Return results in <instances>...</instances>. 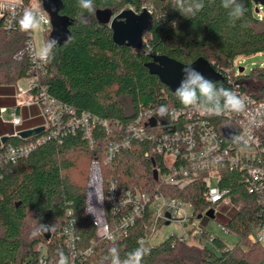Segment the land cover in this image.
<instances>
[{
    "label": "trees",
    "instance_id": "obj_1",
    "mask_svg": "<svg viewBox=\"0 0 264 264\" xmlns=\"http://www.w3.org/2000/svg\"><path fill=\"white\" fill-rule=\"evenodd\" d=\"M23 1L25 5L11 28L0 17V85L15 84L34 74L29 55L17 57L28 39L17 21L34 0ZM35 1L43 8L41 0ZM62 2L60 14L72 21L71 38L54 49V59L43 64L39 85L31 92L38 94L43 87L51 97L75 110L76 116L89 112L107 119L112 132L97 124L88 136L82 126L62 124L57 134L50 127L27 139L7 136L0 145V155L10 146H36L29 155L14 162L0 161V264H38L42 246L46 248L48 264H57L61 252L67 257L75 254L77 264H108L104 257L110 248L116 247L123 259L140 246L138 241L147 235L146 227L152 222L150 210L136 219L127 235L112 241L97 238L96 227L84 209L90 164L95 157L102 164L105 190L110 180L120 192L127 188L153 192L159 185L154 169L162 168L163 160L152 151L150 141L135 140L110 161L106 156L108 145L124 134L122 125L132 121L141 110L181 105L175 91L147 67L154 55L164 54L185 64L204 57L223 75L215 81L218 86L223 84L235 92H248L264 100V67L236 75L233 65L238 56L264 52V16L259 15L263 8L254 0H241L245 15L235 23L229 21L220 0H203V10L189 18L174 8L173 0H94L96 10L111 8L115 14L126 8L140 12L151 6L148 8L153 12V25L141 48L117 44L110 26L96 19V10L83 23L77 0ZM48 32L51 29L45 33ZM71 116L66 111L65 122ZM79 153L87 156L88 162L76 179L74 171L79 164L74 155ZM221 187L239 206L224 221L241 238L238 245L230 246L218 235L211 245L204 246L170 235L155 245H144L149 252L142 264H257L264 260L263 244L251 239L252 226L264 222V193H250L242 173L237 171H225ZM160 189L190 201L197 216L211 206L204 198L206 186L200 179L184 188L162 185ZM105 206L107 220L114 227L121 214L113 211L107 198ZM70 220L74 222L76 237L72 248L63 233ZM40 224L54 226L49 240L43 234L32 235ZM89 247L93 248L90 254H81Z\"/></svg>",
    "mask_w": 264,
    "mask_h": 264
},
{
    "label": "built area",
    "instance_id": "obj_2",
    "mask_svg": "<svg viewBox=\"0 0 264 264\" xmlns=\"http://www.w3.org/2000/svg\"><path fill=\"white\" fill-rule=\"evenodd\" d=\"M23 0H0V17L5 18V26L11 28L18 12L24 6ZM30 7L39 8L38 3H32ZM261 8H263L261 6ZM49 17L44 8H39ZM51 21V20H50ZM51 29V22L44 26V31ZM36 46L33 33L28 34L25 47L17 54L21 58L28 54L33 62L34 74L29 79V88H21L17 94L18 105L37 104L44 118L45 128L53 127V134L58 133L61 125L82 126L87 135L90 136L91 129L101 124L108 132H112L111 123L107 119L93 116L84 112L76 116L73 109L65 107L61 102L51 97L45 90L40 88L38 94L31 90L38 87L42 76L44 63L35 58ZM236 74V73H235ZM241 74L238 72L239 75ZM230 82L234 80L230 78ZM236 93L246 99V111L242 114H225L214 116L201 114L195 109H186L182 105L167 106L170 115L160 118L156 115L155 108L141 110L137 116L122 125L124 134L116 142H111L107 147V161L114 158L121 148L131 147L135 140H147L152 143V151L162 157V168L158 169L159 185L153 192L140 191L127 188L119 191L115 182L110 180V186L105 190V180L101 162L95 157L90 164L89 178L86 190L85 213L96 227L98 239L115 240L127 235L129 227L136 219L145 215L146 211L152 212V222L147 225V235L139 241L143 244L149 240L150 235L162 224L172 222L182 226L181 233H171L179 241L197 242L202 246L210 243L215 235H212L206 227H199L195 222L198 216L195 214L190 201L166 194L160 188L162 185L184 188L197 180H202L206 186L204 198L211 204L202 215L209 209H214L216 215L217 206L232 204V197L227 189L221 187L222 177L225 171H237L242 173L244 183L250 193H264V100H261L248 92L240 90ZM8 110L1 108V112ZM69 111L72 115L65 122L64 114ZM15 125L22 123V118L15 111L11 114ZM156 119V124H149L151 119ZM230 126L235 135H242L247 141V146L241 150L223 135V128ZM57 128V129H56ZM149 129H155L151 132ZM36 143L22 146H10L4 155H0V161H16L30 154ZM149 156L150 152H146ZM115 188V189H113ZM106 198L111 202L113 211L121 214L120 220L112 227L106 217ZM200 214V215H201ZM206 215V214H205ZM224 231L231 232L226 224L220 223ZM208 232V236L205 235ZM67 244L70 248L75 243L74 222L70 220L63 228ZM252 235L255 242L264 243V222L252 226ZM210 245V244H208ZM42 253L38 264H48L46 248L41 247ZM74 251V250H73ZM93 251L89 247L81 254H90ZM68 257L69 264H77L75 254Z\"/></svg>",
    "mask_w": 264,
    "mask_h": 264
},
{
    "label": "clouds",
    "instance_id": "obj_3",
    "mask_svg": "<svg viewBox=\"0 0 264 264\" xmlns=\"http://www.w3.org/2000/svg\"><path fill=\"white\" fill-rule=\"evenodd\" d=\"M175 9L186 17H194L204 8L203 0H173ZM221 7L227 10V15L231 23L241 20L245 15V6L241 0H220ZM77 5L81 9V22H88V14H94V0H77ZM50 17L46 16L39 8H25L17 21L19 30L26 34L43 31L44 26L50 24ZM175 26V24H174ZM71 37H69L70 39ZM58 41L49 37L40 44L35 51V58L41 63H50L54 59V49ZM183 78L175 90V96L180 104L186 109L198 110L201 114L221 116L225 114H242L246 111V99L239 96L235 91L223 84L217 85L207 79L191 65H184ZM156 115L165 118L170 115L169 108L165 105L156 110ZM232 142L240 146L241 150L247 146V141L242 135L232 137ZM115 189V188H113ZM54 226L40 224L33 232V236L46 231H53ZM139 247L135 248L122 259L119 250L112 247L104 260L108 264H142L143 258L148 254L149 249L144 247L142 241H138ZM43 264V261H41ZM57 264H69V259L62 252L59 253Z\"/></svg>",
    "mask_w": 264,
    "mask_h": 264
},
{
    "label": "water",
    "instance_id": "obj_4",
    "mask_svg": "<svg viewBox=\"0 0 264 264\" xmlns=\"http://www.w3.org/2000/svg\"><path fill=\"white\" fill-rule=\"evenodd\" d=\"M257 5L264 6V0H254ZM42 7L47 12L51 20V32L49 37L55 38L58 45L66 43L70 37V25L72 21L69 17L60 14L63 8L62 0H41ZM96 19L101 24H107L113 31V39L117 44L128 45L134 48H141L144 43L145 34L151 30L153 25V12L144 7L138 12L133 8H126L114 13L111 8H99L95 13ZM184 65H191L198 72L202 73L207 79L215 82L220 80L223 75L217 71L214 66L204 57H200L191 64H185L181 61L171 58L164 54L153 56V60L147 63L152 74L158 75L162 82L169 85L174 91L179 86L183 78ZM244 68L240 67L239 72L243 73ZM149 124L154 126L156 119H151ZM45 126H38L30 129L19 131L17 136L27 139L39 135ZM223 135L230 139L235 136V131L232 127L226 126L223 128ZM7 136L3 138L5 142ZM155 164V162H154ZM154 177L158 179V169H154ZM211 219L215 218L214 209H209L206 213ZM202 217V214L198 216ZM46 239L52 236L51 231L42 233Z\"/></svg>",
    "mask_w": 264,
    "mask_h": 264
},
{
    "label": "rangeland",
    "instance_id": "obj_5",
    "mask_svg": "<svg viewBox=\"0 0 264 264\" xmlns=\"http://www.w3.org/2000/svg\"><path fill=\"white\" fill-rule=\"evenodd\" d=\"M33 3L37 4V1H33ZM261 6V5H260ZM148 7L151 8L150 5ZM263 9L259 10L260 17L264 16V6H262ZM46 31H37L33 33V38L36 46V50L39 48L42 41L47 39L49 37V32L45 33ZM145 37V36H144ZM234 69L235 73L238 74L239 68L243 67L244 73H249L254 67H264V52L257 53L254 55H241L238 56L234 60ZM22 82L25 84H28L29 79L24 78L22 79ZM74 160L79 164V169L74 171V177L77 179L80 177V173L82 171V168L86 163L88 162V157L85 156L83 153H79L74 155ZM237 209L236 206L232 204H223L217 206V211L214 219L209 218L205 214L202 215V217H198L195 219V222L199 227H206L207 230L212 235H218L221 238H223L230 246H236L240 242L241 238L233 233V232H227L224 231L223 228L220 226V223H224V221L232 216L234 211ZM182 232V226L179 223L172 222L169 224H162L155 232H153L150 235V238L148 241H146L143 245L150 246L155 245L159 242H161L167 235L171 233H181ZM251 239L254 241L255 236L252 235ZM208 244L211 245L209 240H205ZM264 246V243H263ZM257 264H264V260L259 261Z\"/></svg>",
    "mask_w": 264,
    "mask_h": 264
},
{
    "label": "crops",
    "instance_id": "obj_6",
    "mask_svg": "<svg viewBox=\"0 0 264 264\" xmlns=\"http://www.w3.org/2000/svg\"><path fill=\"white\" fill-rule=\"evenodd\" d=\"M21 88H29V84L23 83L22 79L15 84L0 85V145L4 143L3 138L10 134L15 135L21 130L44 125V118L37 104L18 105L17 94ZM1 108L8 111L2 113ZM13 111L22 118L21 124L15 125L12 122Z\"/></svg>",
    "mask_w": 264,
    "mask_h": 264
}]
</instances>
